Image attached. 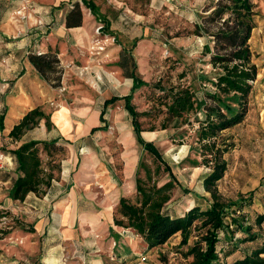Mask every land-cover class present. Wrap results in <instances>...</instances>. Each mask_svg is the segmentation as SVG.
Here are the masks:
<instances>
[{"label":"rangeland","instance_id":"374dc122","mask_svg":"<svg viewBox=\"0 0 264 264\" xmlns=\"http://www.w3.org/2000/svg\"><path fill=\"white\" fill-rule=\"evenodd\" d=\"M71 1L65 0L61 3L63 5H58L59 10L53 15L43 13L40 8L39 15L33 11L32 0H0L3 3L0 9L10 8L11 22L24 24L16 33L10 34L9 40H18L26 35L27 30L42 26H46L47 32L41 39L49 34L51 38ZM93 1L108 20V29L113 35L104 28L97 31L96 28L104 22L81 4L85 18L82 26L89 28L90 37L77 43L66 34V44L57 36V44H48L62 70L59 86L53 87L54 97L41 106L46 114L51 115V129L47 130L41 120L25 131L19 141L8 137L6 130L0 131V154L3 156L11 155L9 148L29 139L61 136L58 144L65 147L59 178L53 180L43 197L30 194L23 202L8 197L9 188L17 176L15 158L10 156V165L5 159L0 163V264H47L45 258H54V264H193L192 256L186 254L195 242L201 241L204 229L193 227L187 244H180V234L177 233L165 244L149 249L134 230L115 225L113 216L121 196L132 202L138 200L135 173L141 161L151 170L152 179L147 182L156 181L160 186L172 181L171 199L165 205L169 214L179 216L194 205L205 209L210 204V194L203 185L210 168L201 161L198 122L195 121L196 116L202 119L203 113L190 115L186 124L172 121L161 129L164 114L154 105L155 97L160 93L154 87L158 81L164 85H188L201 95L204 88L211 85L210 80L216 77L215 69L209 64V55L201 54L199 37L190 33L204 0ZM254 1L258 15L249 44L258 68L257 79L253 82L245 119L221 133V139L228 147L223 156L227 169L216 185L224 202L237 201L239 211H233L234 215L242 216L245 229L250 227V230L241 231L230 226L233 244L228 235L226 238L220 232L217 244L220 264H229L264 242V222H256V217L264 213V0ZM57 2L40 0V6L46 8L52 3L57 6ZM21 13H26L23 19L19 17ZM44 15L48 18H43ZM4 43L0 35V59L10 50ZM40 43L33 44L32 49L39 48ZM97 44L104 46L102 52L93 48ZM122 45L132 49L137 64L135 72L148 82L134 93L132 99L139 112H147L140 117L143 127L154 128L149 131L152 136L142 135L153 141L164 154L173 178L163 172V167L156 173L155 159L136 141L130 116L123 102L116 99L131 87V80L117 65L119 58L113 53ZM27 49L29 51L30 47ZM2 69L0 64V73ZM182 72L185 76L180 78ZM107 73H113L122 83H116ZM16 75L20 76V73ZM9 80L0 78V114L5 112V128L9 124L6 95L10 93L6 91L5 83ZM12 81L14 88L17 78ZM35 95L29 96L34 99ZM61 105L68 108L67 117L72 125L69 132L63 131L56 121V111ZM104 106L106 113L101 120ZM90 118L88 128L77 129L79 124L87 125ZM92 127H96L93 133ZM83 149L87 150L86 155ZM43 160L46 161L45 156ZM84 163H94L99 168L95 171H100L102 176L80 180ZM140 175L146 178L143 170ZM229 220L226 218L227 222ZM21 224L33 225L34 231L24 230ZM247 234L256 236V239L246 241Z\"/></svg>","mask_w":264,"mask_h":264},{"label":"trees","instance_id":"16d2710c","mask_svg":"<svg viewBox=\"0 0 264 264\" xmlns=\"http://www.w3.org/2000/svg\"><path fill=\"white\" fill-rule=\"evenodd\" d=\"M88 8L104 24V31L113 35L108 29L109 22L103 17L99 6L93 0H72L68 3L64 23L67 28L82 26L83 11L81 6ZM61 5V4H60ZM257 4L254 0H204L197 20L193 22L191 34L199 37L201 54L209 55V64L216 71L210 86L204 88L203 94H197L191 86L178 84L164 85L161 81L155 83L159 94L155 97L158 112L164 114L161 129L175 121L176 124H186L190 115L203 113V118L195 117L198 122L197 139L201 149L202 163L210 168L203 179L204 189L210 194V204L202 209L199 205L189 208L183 215H171L165 211V205L171 199L172 181L158 185L151 181V170L144 162H140L135 173V190L138 196L132 202L126 196H121L116 204L113 216L114 224L123 228H130L139 234L147 247L154 248L169 241L177 233L180 234V244H187L193 227L204 229L201 241L195 242L189 249L193 264H220V253L217 249L219 234L234 243L231 238L230 226L241 231H249L244 227L242 216L234 215L237 201L224 202L216 190L218 181L224 176L227 162L223 158L228 147L221 139V133L241 123L248 112L249 98L253 90V82L257 79L258 68L253 62V53L249 44L252 30L255 28ZM135 47V44L132 48ZM51 49L37 54L33 50L28 52V59L38 73L52 86H59L61 69ZM131 80V87L126 94L116 99L123 102V107L130 116L131 127L136 141L144 151L155 159L156 173L167 172L173 178L171 166L151 140H146L142 133L154 131L153 126L144 128L140 121L147 112H139L133 104L134 93L147 86L136 72V61L132 49L123 45L117 62ZM185 73L179 74L182 78ZM207 80L206 76H200ZM106 107H102L100 119L104 120ZM5 112L0 114V131L4 130ZM44 120L47 130L51 129V115L46 114L41 106L27 111L11 128L8 137L19 141L25 131ZM96 127L91 128L93 133ZM61 136L49 139H29L22 141L15 148H9V156L15 158L17 176L8 191V197L14 201L23 202L30 194L43 197L59 178L61 161L65 157V147L58 144ZM225 145V146H224ZM46 161L44 162V156ZM145 173V179L140 175ZM149 183V184H148ZM196 195V194H195ZM195 198V196H194ZM232 211V212H231ZM237 211V212H238ZM229 217V222L226 218ZM256 222H264V213L256 217ZM24 230L33 232V225L21 224ZM227 239V241H228ZM232 239V240H231ZM256 236H249L247 240H254ZM229 242V241H228ZM264 242L243 257L229 264H264ZM226 264V263H224Z\"/></svg>","mask_w":264,"mask_h":264},{"label":"crops","instance_id":"0c3cea01","mask_svg":"<svg viewBox=\"0 0 264 264\" xmlns=\"http://www.w3.org/2000/svg\"><path fill=\"white\" fill-rule=\"evenodd\" d=\"M33 2V11L40 15V8L43 13L50 12L52 15L55 11H58V5L65 0H58L57 6L56 3H52L50 6L42 7L40 6V0H32ZM16 2V0H13ZM3 4V3H0ZM63 5V4H61ZM10 9V8H9ZM7 7L0 9V35L4 38V46L8 48V55H5L2 59H0V64H2L3 69L0 73V78L11 79L6 82V91L10 92L6 95V105L5 109L7 110L9 124H7L6 128L4 126V130H6V134L9 133L11 128L22 118V116L29 111L30 109L36 106H42L46 102H50L54 97V89L53 87L38 73L35 67L30 63L28 59V52L33 50V44L40 43L39 49L43 51L49 50V45L57 44L58 38H60L61 43H65L64 36L67 34L70 37L72 36V40L74 42L79 43L84 39H88L90 36L88 35L89 28L87 26H79L67 28L64 23L65 14L59 20V26L56 27V32H53L51 38L50 34L45 38L41 39V36L44 37V33L46 26L37 27L33 30H27L26 35L20 36L18 40H9L11 38L10 34L14 33L16 28L10 19V13ZM43 9V10H42ZM51 15V16H52ZM43 18H48V16H43ZM46 20V19H45ZM48 21V19H47ZM49 22V21H48ZM85 22V18H83V23ZM24 26V24L20 25ZM16 33V32H15ZM58 38H57V37ZM19 37V36H18ZM75 38V39H74ZM2 43V42H1ZM28 47H30L28 51ZM24 48V49H23ZM20 53H18V50ZM23 49V50H22ZM51 49V47H50ZM121 51V46L119 48H115L114 56L119 58ZM116 57V58H117ZM19 68V70H17ZM17 70V71H16ZM15 72V73H14ZM20 73V76L16 74ZM15 74V75H14ZM17 78L16 84L14 88L12 86V79ZM15 93V96H14ZM32 93H36L34 99H32L29 95ZM15 112H18V115L13 116ZM13 117V120H12Z\"/></svg>","mask_w":264,"mask_h":264},{"label":"bare ground","instance_id":"6f19581e","mask_svg":"<svg viewBox=\"0 0 264 264\" xmlns=\"http://www.w3.org/2000/svg\"><path fill=\"white\" fill-rule=\"evenodd\" d=\"M14 24H16L17 28H20V25L17 24V22H15L14 20H12ZM109 53L106 52V57H108ZM107 75L110 77V78H114V81L118 84H121L122 81L119 80L118 78H116L114 76L113 73H107ZM67 114H68V108L64 105H61L60 108L56 111V121L58 122V124H60L61 128L63 131L65 132H69L72 128V125L70 124V119L67 117ZM92 118L89 119L88 123H86L87 125H82V124H79L77 129L78 130H81L83 128H88L89 125H90V120ZM87 126V127H86ZM145 134V136H152V132H149V131H145L143 132ZM85 153H87V150L83 149V154L86 155ZM83 169L84 171L82 172V174L80 175V180H89L90 178H94L97 177H101L102 176V173H100V171H95V170H98L99 168H97V166L95 167V164L93 163L91 165V163H88V164H83ZM83 176V177H82ZM98 181V179H97ZM99 187H101V185L99 184ZM64 227H67L66 225H63ZM69 230V229H68ZM45 262L47 264H54L56 262V260L54 258H45Z\"/></svg>","mask_w":264,"mask_h":264},{"label":"built area","instance_id":"2783aa9c","mask_svg":"<svg viewBox=\"0 0 264 264\" xmlns=\"http://www.w3.org/2000/svg\"><path fill=\"white\" fill-rule=\"evenodd\" d=\"M23 10L26 12V8H25V6H23ZM17 12H21L20 10H18ZM26 14V13H25ZM24 13H21V15L19 16V17H21L22 19L25 17L24 15H25ZM102 24H100L97 28H96V30L97 31H99L100 29H102ZM93 48H95L98 52H102L103 50H104V46L103 45H100V44H97V46L96 47H93ZM34 52L35 53H37V54H43L44 53V51L43 50H41V49H39V48H37V49H34ZM3 159H5V160H7V162H8V164L10 165L11 164V157L10 156H3V154H0V163H2L3 162ZM4 163V162H3ZM144 257L142 258V260H140V262L142 263L143 261H144Z\"/></svg>","mask_w":264,"mask_h":264}]
</instances>
